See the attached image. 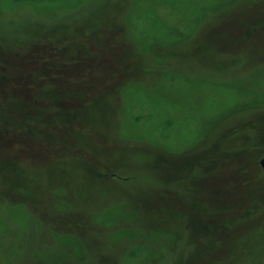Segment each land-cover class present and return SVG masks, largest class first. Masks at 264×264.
Segmentation results:
<instances>
[{
    "label": "rangeland",
    "instance_id": "obj_1",
    "mask_svg": "<svg viewBox=\"0 0 264 264\" xmlns=\"http://www.w3.org/2000/svg\"><path fill=\"white\" fill-rule=\"evenodd\" d=\"M4 130L0 264H264V0H0Z\"/></svg>",
    "mask_w": 264,
    "mask_h": 264
},
{
    "label": "trees",
    "instance_id": "obj_2",
    "mask_svg": "<svg viewBox=\"0 0 264 264\" xmlns=\"http://www.w3.org/2000/svg\"><path fill=\"white\" fill-rule=\"evenodd\" d=\"M32 78L31 75L26 77L25 81L17 80L16 89L21 90V93L25 95L26 98H29L32 100V91L35 89V85H32ZM14 131L10 132L7 130H4V133H0V144H6L8 141H14L15 139H20V136H10L13 135ZM6 136H10L7 137Z\"/></svg>",
    "mask_w": 264,
    "mask_h": 264
},
{
    "label": "water",
    "instance_id": "obj_3",
    "mask_svg": "<svg viewBox=\"0 0 264 264\" xmlns=\"http://www.w3.org/2000/svg\"><path fill=\"white\" fill-rule=\"evenodd\" d=\"M261 165H262V167L264 169V158H262V160H261Z\"/></svg>",
    "mask_w": 264,
    "mask_h": 264
}]
</instances>
